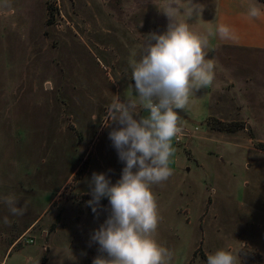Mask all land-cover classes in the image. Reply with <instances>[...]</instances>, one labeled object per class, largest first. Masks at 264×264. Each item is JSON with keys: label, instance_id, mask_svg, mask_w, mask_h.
Instances as JSON below:
<instances>
[{"label": "rangeland", "instance_id": "1", "mask_svg": "<svg viewBox=\"0 0 264 264\" xmlns=\"http://www.w3.org/2000/svg\"><path fill=\"white\" fill-rule=\"evenodd\" d=\"M172 3L182 12L202 7L200 0ZM154 6L0 0V201L14 194L26 208L13 216L0 202V264H92L100 254L91 235L110 204L102 198L92 212L89 182L95 172L115 184L125 166L108 135L122 126L105 125L114 97L137 100L139 114H149L130 68L146 35L127 22ZM226 58L216 68L230 89L229 106L220 107L217 92L209 117L181 118L189 131L172 140V175L152 186L159 215L153 235L173 251L168 264H207L221 248L237 264H264V66Z\"/></svg>", "mask_w": 264, "mask_h": 264}, {"label": "clouds", "instance_id": "2", "mask_svg": "<svg viewBox=\"0 0 264 264\" xmlns=\"http://www.w3.org/2000/svg\"><path fill=\"white\" fill-rule=\"evenodd\" d=\"M193 11L194 4L189 15ZM164 12L170 19L167 30L148 34L143 54L130 63L139 105L148 111V116L136 110L137 100L122 101L119 96L114 97L108 109L105 125L122 126L113 128L108 135L125 166L115 184L105 173L95 172L89 182L91 199L87 205L92 212H98L102 198L110 204L107 219L91 235L100 253L92 264H168L174 256L153 235L159 215L152 186L172 175L169 164L174 153L172 140L181 131L179 112L189 105L191 95L213 82L215 64L206 59L207 36L194 32L188 23L178 22L171 5ZM262 15L257 3L249 5L248 18ZM217 35L232 39L233 31L220 25ZM0 202L13 216L26 212L24 206H17L19 199L14 194ZM3 223L9 224L7 216ZM207 264H237V256L221 248L208 255Z\"/></svg>", "mask_w": 264, "mask_h": 264}, {"label": "crops", "instance_id": "3", "mask_svg": "<svg viewBox=\"0 0 264 264\" xmlns=\"http://www.w3.org/2000/svg\"><path fill=\"white\" fill-rule=\"evenodd\" d=\"M174 1L178 0H152L155 3L153 10L139 11L138 14L144 13L145 16L138 18L137 21H128L127 23L134 30H140L139 33L146 35V37L152 32L163 33L167 30L170 22L164 11L169 5H174L172 3ZM200 3L202 7H198V10L192 13L193 15H189V11L182 12L178 9L175 10L173 7L175 19L178 22L188 23L194 32L207 36L208 45L204 51L208 53V59L210 58L215 64L213 82L191 95L189 105L186 109L179 112L181 124L184 125L183 133L185 135H188L187 131L189 129L186 127L187 121L181 119L184 115H192L194 118L202 120L209 117L213 111V105L215 104L213 99L217 92H219L221 97L218 98V104L220 103L221 108L223 107L222 103L228 107L231 102L227 99L230 97V89L223 87L225 80L219 79L220 72L216 68V65L221 62L219 60L220 55H226L227 62L229 61L235 65H240L242 61H247L251 62L253 66L255 64L264 66V15L256 19L247 17L248 7L251 3H257L261 7V11L264 12V2L262 0H200ZM128 18L131 19L129 16ZM220 25H227L232 29V39L219 38L217 28ZM129 28L126 29L129 30ZM152 43H155V41H152ZM210 51H213L212 56H210ZM243 57L249 58L240 60ZM262 88L264 91V84ZM221 92H226L228 96L223 97L224 95ZM28 261L33 262L34 257L30 256Z\"/></svg>", "mask_w": 264, "mask_h": 264}, {"label": "trees", "instance_id": "4", "mask_svg": "<svg viewBox=\"0 0 264 264\" xmlns=\"http://www.w3.org/2000/svg\"><path fill=\"white\" fill-rule=\"evenodd\" d=\"M263 2H264V0H262ZM213 125H214V127H216V128H223L222 126H223V123L222 122H219V121H215V122H213ZM222 125V126H221Z\"/></svg>", "mask_w": 264, "mask_h": 264}, {"label": "built area", "instance_id": "5", "mask_svg": "<svg viewBox=\"0 0 264 264\" xmlns=\"http://www.w3.org/2000/svg\"><path fill=\"white\" fill-rule=\"evenodd\" d=\"M183 132V130L181 129V131L178 133V135H177V138H176V140L179 142L180 141V137L182 136V133ZM30 242H32V240L30 241Z\"/></svg>", "mask_w": 264, "mask_h": 264}]
</instances>
